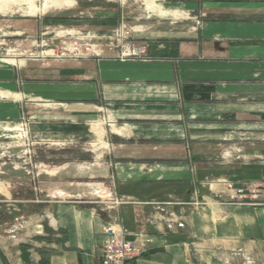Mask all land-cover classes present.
Masks as SVG:
<instances>
[{"label":"crops","instance_id":"crops-1","mask_svg":"<svg viewBox=\"0 0 264 264\" xmlns=\"http://www.w3.org/2000/svg\"><path fill=\"white\" fill-rule=\"evenodd\" d=\"M199 3L200 26L156 37L148 62L7 72L20 89L3 92L20 99H4L1 120L18 119L28 103L79 105L125 130H109V150L91 158L101 164L37 170L24 153L6 157L0 194L7 201L17 184L35 187L36 198L18 204L40 214L0 226V264H100L108 222L140 245L127 264H264V205L229 204L221 184L264 182V0ZM98 188L123 203L106 213L86 206L82 191ZM139 234L150 241L141 246Z\"/></svg>","mask_w":264,"mask_h":264},{"label":"rangeland","instance_id":"rangeland-1","mask_svg":"<svg viewBox=\"0 0 264 264\" xmlns=\"http://www.w3.org/2000/svg\"><path fill=\"white\" fill-rule=\"evenodd\" d=\"M72 1L74 3L69 8L33 14L29 11L30 6L39 7L42 0H0V60L14 58L21 61L15 65L0 61V93L12 91V88L20 89H15L7 80L10 69L31 67L37 74L43 75L53 70L54 65H66V68H76L80 72L86 68V63H91L89 65L93 66L94 71L95 63L101 59L115 65L128 61L148 62L152 60L149 54L151 43L159 39L156 37H163L166 33L174 38L179 37L183 26V29L186 26L195 29L204 19L197 8L200 0ZM150 1H155V8H177L178 16L153 14L147 6ZM4 99L0 95V107L4 106ZM94 102L100 106L101 98ZM27 105L18 119H0V125L10 124L7 126L9 132L2 131L0 127V134H3L0 135L2 166L11 154L10 160L18 162L16 156L21 153L27 157V166L37 170L43 168L39 162L47 166L71 164L73 167L75 164L87 167L93 162L101 164L105 161L103 158L98 161L91 158L109 150L106 139L115 138L109 130L113 133V129H125L108 127L109 119L104 110H91L79 105L67 108L52 104ZM107 167L111 171L112 166ZM0 180H4V177L0 176ZM35 190V187L28 189L17 184L7 201L0 194L2 228L6 223L14 222L16 216L40 214V208L35 203L25 206L18 204L20 200H32ZM95 191H90L92 196L82 191L86 206L105 209L102 213L115 207L110 191L106 188ZM141 241L143 246L150 240L142 238ZM133 242L140 246L137 240Z\"/></svg>","mask_w":264,"mask_h":264},{"label":"built area","instance_id":"built-area-1","mask_svg":"<svg viewBox=\"0 0 264 264\" xmlns=\"http://www.w3.org/2000/svg\"><path fill=\"white\" fill-rule=\"evenodd\" d=\"M227 191L226 200L229 204L264 205V182L246 183L240 187H234L227 180L221 182ZM122 200H114L113 205L122 204ZM168 224H172L173 216ZM183 227L182 223H177ZM104 242L99 258L100 264H127L138 253V246L130 240L125 239L126 231L118 223H105L102 228ZM136 237H143L139 234Z\"/></svg>","mask_w":264,"mask_h":264},{"label":"bare ground","instance_id":"bare-ground-1","mask_svg":"<svg viewBox=\"0 0 264 264\" xmlns=\"http://www.w3.org/2000/svg\"><path fill=\"white\" fill-rule=\"evenodd\" d=\"M73 1L72 0H42L40 6H33L31 5L29 8V11L33 14H36L38 12L40 13H45L46 11L50 10V9H61V8H69L73 5ZM148 8L153 12V14L158 15V16H178V11L175 9H167V8H162V7H158L155 8V1H150L149 3H147ZM1 62H5L8 63L10 65H15L16 62H21L18 61L17 59L11 58V59H1ZM1 96H3L5 99L8 98H13L15 100L20 99V96H11L9 94L6 93H0ZM2 125V124H1ZM114 127V126H112ZM95 130V129H94ZM124 130L121 129H113V133L121 135L122 133H124Z\"/></svg>","mask_w":264,"mask_h":264}]
</instances>
